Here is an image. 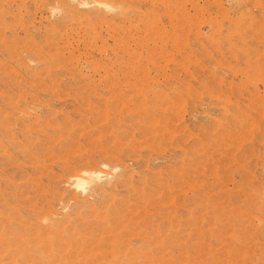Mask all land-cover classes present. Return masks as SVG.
<instances>
[{"label": "rangeland", "instance_id": "obj_1", "mask_svg": "<svg viewBox=\"0 0 264 264\" xmlns=\"http://www.w3.org/2000/svg\"><path fill=\"white\" fill-rule=\"evenodd\" d=\"M0 264H264V0H0Z\"/></svg>", "mask_w": 264, "mask_h": 264}, {"label": "bare ground", "instance_id": "obj_2", "mask_svg": "<svg viewBox=\"0 0 264 264\" xmlns=\"http://www.w3.org/2000/svg\"><path fill=\"white\" fill-rule=\"evenodd\" d=\"M91 173H92V172H89V177H90V174H91ZM86 174H87V172H86ZM87 175H88V174H87ZM93 175H94V173H93ZM80 177H81V176H80ZM80 177H79V178L76 177L77 180H78L76 186H77L78 188H84V185H85L84 183H85V180H86V179L84 178L85 180H83V178L81 177V178H82V179H81ZM83 177H85V175H84ZM89 177H88V178H89ZM94 177H95V176H94ZM86 178H87V177H86ZM92 178H93V177H92ZM89 179H90V178H89ZM84 190H86V189L84 188ZM82 191H83V190H82Z\"/></svg>", "mask_w": 264, "mask_h": 264}]
</instances>
